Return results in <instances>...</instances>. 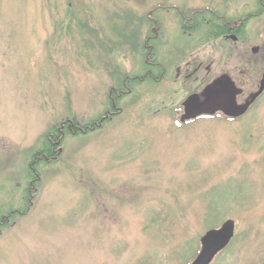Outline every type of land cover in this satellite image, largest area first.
<instances>
[{
	"label": "rangeland",
	"instance_id": "374dc122",
	"mask_svg": "<svg viewBox=\"0 0 264 264\" xmlns=\"http://www.w3.org/2000/svg\"><path fill=\"white\" fill-rule=\"evenodd\" d=\"M173 5L203 10L202 30L184 34ZM259 5L0 0V218L20 212L0 231V264H191L202 238L228 220L234 238L212 264H264V93L239 119L181 123L187 86L203 91L209 78L203 86L201 79L177 82L174 69L205 59L214 78L227 73L246 95L257 94L264 77ZM239 11L256 13L243 49L209 37L217 25L209 13ZM151 19L164 37L155 44L163 81L127 94L98 130L70 131L105 117L111 89L145 74L143 44L157 36ZM60 129V150L38 165L28 202L29 163Z\"/></svg>",
	"mask_w": 264,
	"mask_h": 264
},
{
	"label": "flooded vegetation",
	"instance_id": "af4514ba",
	"mask_svg": "<svg viewBox=\"0 0 264 264\" xmlns=\"http://www.w3.org/2000/svg\"><path fill=\"white\" fill-rule=\"evenodd\" d=\"M259 3H260V5L258 6V8H260L261 6L264 5L263 0L262 1L259 0ZM173 8L180 11V15H183V17L185 19V21H183V25H182V30H183L184 34H190V32H188V30L194 28V26H196V24H200L206 20L202 17L201 12H203V10L200 11V10H196V9H185L182 11V10H180V8L178 6L175 7L174 5H173ZM209 14H212L210 19L212 20V18H213L214 21L217 23V25H219V26L222 25V27L226 28V31L224 33H222L221 36H219V37L213 36V38H215V40H217V41L220 40L223 43L224 42H230L233 45L240 46V48L243 49V47H242L243 31L245 30L246 25L256 17V13L252 12V11L245 12V13H243L242 11H239V12H237L236 15L231 14V13L220 15V14H216L213 12H211ZM217 20L219 22H217ZM151 21H152V25L157 27V29H153V32L157 33V36H155V37L151 36V37L146 38L145 42L143 44V51L145 53L144 55H145V57H147L145 74L142 77L141 76L126 77L124 80H122L120 82V85L111 89V92L109 95L111 107L107 111L106 115H104L105 117H102L100 119V123H102V124H104L105 122L110 120L111 117L117 115L118 114L117 110L119 108L118 106H119V102L121 101V99L125 98V96L127 94L132 93L135 88L140 86V85L136 84L135 82L139 81V82H141V84H144L147 82H157L158 78H159V82H161V81H163V79L166 76V73H167L166 65L160 61L158 63L155 59V54L157 55L156 46H155L156 42L159 40V45H161V46L164 45V42L162 40V38H164V37H161L162 34H160V33L158 36V32H157V30L162 31L161 24H160V21L158 22L155 19H151ZM260 47L254 48L253 51H255V49L257 52L260 51ZM203 60L204 61H200V62L198 59L189 60L183 65V67H181L182 66V64H181V65L174 68L175 73H176V81L177 82L187 81V80H190L191 78L193 79L194 82H197L198 81L197 79H199V80L201 79L202 81H201L200 86H203L206 83L207 79L209 78V82H207L208 87L206 89H204L203 91L201 90L197 93L194 92V90L191 87L184 85V86H187V88H188V89H186L188 98H190L191 96H198L199 102H204L206 100L207 91L209 89H216L217 88L216 84L218 82L224 84V83H227V81L225 80L226 78L230 79V77L227 75V73H223V72L219 76H216L214 78L213 75L211 74V66L209 65L208 67H205V61H207V60H205V59H203ZM204 67H205V69H204ZM182 69H183V73H182ZM240 74L244 75V72H240ZM230 80L233 81L232 79H230ZM236 83H235V81H233L234 87H235L236 91L238 92V95L235 98L236 99L235 100L236 105L239 107L244 106L251 101L253 95H255V94L251 93L249 95L248 94L246 95L244 90L239 88ZM126 88L128 90H126ZM114 95L116 96V98L114 97ZM259 98H257L250 105V107L248 108L246 113L243 115H247L253 109V107L256 105L257 101L259 100ZM187 99H186V101H187ZM182 107H183V105H182ZM183 111H184L183 115H185L186 113H185L184 107H183ZM209 115L226 116V114L224 112H221V111H218V112H215L214 114H209ZM78 125L77 126L73 125V128L70 127L68 129L70 131H73V130H80L81 131L82 128L78 127ZM60 131H63V130L60 129L58 131V134ZM85 132H87V131H85ZM46 137H47V139H49L50 142L54 137L55 141L53 144H54L55 150H60V145L62 143L63 136H62V138H57L58 135L53 136L50 134L49 136H46ZM47 141H46V143H47ZM43 151H41V149H40L39 154ZM56 156H57V154H56ZM53 159H55V157ZM53 159H51L48 155H44L43 157H38L37 160H34V161L32 158V160L30 161V163H29L30 166H29V170H28L30 182L27 185V192H26V194L28 193L27 194L28 202H31V196L33 195L32 191L34 189H36V184L40 180V177L38 174H37V176L39 178L34 179V175H35L34 167H35V165L38 163L40 165V163H43L46 161H51ZM15 212H17V215H20V212H18L17 210H14V211L10 212L7 216L3 217L4 222L5 221H7V222L12 221L13 220L12 215Z\"/></svg>",
	"mask_w": 264,
	"mask_h": 264
},
{
	"label": "water",
	"instance_id": "95a60500",
	"mask_svg": "<svg viewBox=\"0 0 264 264\" xmlns=\"http://www.w3.org/2000/svg\"><path fill=\"white\" fill-rule=\"evenodd\" d=\"M227 83H217L216 89L207 91V98L204 102H199L198 96H191L184 102L185 115L181 122L195 120L202 116H214L215 112L221 111L231 118H239L246 113L250 105L264 92V77L260 91L253 95L251 101L244 106H237L235 98L238 95L233 81L225 79ZM235 235V223L232 220L225 222L221 228L213 229L201 240V251L192 264H212L214 259L223 252L231 243Z\"/></svg>",
	"mask_w": 264,
	"mask_h": 264
},
{
	"label": "trees",
	"instance_id": "16d2710c",
	"mask_svg": "<svg viewBox=\"0 0 264 264\" xmlns=\"http://www.w3.org/2000/svg\"><path fill=\"white\" fill-rule=\"evenodd\" d=\"M204 25H205V23L204 24H202V23L196 24V26H194V28L188 30V32L194 33V32L201 31ZM210 30L211 31H210L209 37H213V36L214 37H219V36H221L222 33H224L226 31V28L222 27V25H220V26L219 25H216V26L215 25L214 26L211 25V29ZM135 83L138 84V85H141V82H139V81H137ZM126 90H128V89L126 88ZM114 97L116 98L115 95H114ZM100 124H101L100 120H97V121H95L93 123H90L88 125H84V126H82V129H81L80 132L84 133L85 131H87V132H85V134H86V133H89L91 131L98 130ZM73 125L77 126L76 123H73ZM63 133H64L63 131H60L59 134H58V132H54L53 136L58 135L57 138H62ZM47 140H48L47 143H45L44 147L42 148L44 151L41 149V151H43V152H41L40 154H39V152L35 153L33 155V161L37 160L38 157H43L44 155H48L51 159H53L56 156V154H57L56 152L57 151L55 150V147H54V144H53L54 141H55L54 137L51 140V142L49 141V139H47ZM38 165H39V163L36 164L35 167H34V171H35L34 179L39 178L37 176V174H38L37 168H39ZM14 217H17V212L13 213L12 218H14ZM6 226H9V222H7V221L4 222V218L1 217L0 218V231Z\"/></svg>",
	"mask_w": 264,
	"mask_h": 264
}]
</instances>
